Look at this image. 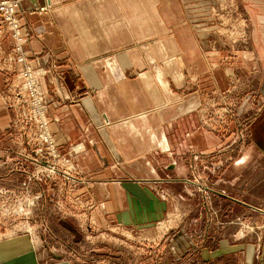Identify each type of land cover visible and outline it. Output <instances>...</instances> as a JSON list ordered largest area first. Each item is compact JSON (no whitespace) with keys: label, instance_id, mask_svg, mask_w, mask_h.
Returning <instances> with one entry per match:
<instances>
[{"label":"rangeland","instance_id":"obj_1","mask_svg":"<svg viewBox=\"0 0 264 264\" xmlns=\"http://www.w3.org/2000/svg\"><path fill=\"white\" fill-rule=\"evenodd\" d=\"M179 1L203 58L188 74L189 89L201 91L196 124L226 144L193 152L187 187L124 186L138 208L136 224L124 222L122 211L107 227L97 221L98 204L81 195L79 181L88 177L77 158L84 145L64 152L51 132L48 93L57 91L45 78L51 70L59 84L62 73L32 65L22 5V42L0 14L13 39L10 58L20 67L4 97L9 122L0 138V264H161L151 255H160L168 248L163 238L166 244L180 230L197 246L187 264H264V152L252 139L264 115V13L254 11V0ZM22 69L40 71L38 94L27 89ZM78 146L84 150L77 152ZM168 201L178 211L169 212Z\"/></svg>","mask_w":264,"mask_h":264},{"label":"crops","instance_id":"obj_2","mask_svg":"<svg viewBox=\"0 0 264 264\" xmlns=\"http://www.w3.org/2000/svg\"><path fill=\"white\" fill-rule=\"evenodd\" d=\"M254 2L263 14L264 0ZM20 17L32 65L62 73L59 84L51 70L46 73L57 91L48 93L50 128L64 152L84 145L77 161L88 178L79 186L84 201L98 204L100 226L117 223L122 211L124 222L136 224L138 208L124 186L154 192L187 187L193 152L226 144L196 124L201 91L189 89L188 74L203 58L179 0H25ZM12 49L11 33L0 22V138L9 122L4 97L20 68ZM261 55L264 61V50ZM218 76L212 80L220 87ZM262 119L252 139L264 152ZM167 203L169 212L178 211ZM177 234L161 241L167 254L151 256L161 264L190 263L195 241L185 231Z\"/></svg>","mask_w":264,"mask_h":264},{"label":"built area","instance_id":"obj_3","mask_svg":"<svg viewBox=\"0 0 264 264\" xmlns=\"http://www.w3.org/2000/svg\"><path fill=\"white\" fill-rule=\"evenodd\" d=\"M23 0H12L10 2H0V14H5L6 18L9 20V30L13 32L14 37L22 42V38L20 37L21 26L17 19V13L19 10V6L22 5ZM20 62L23 63L24 59H20ZM20 63V64H21ZM33 69L24 73L23 69L21 70L20 77H27V89L31 91L34 90V94L39 93V77L40 71L32 72Z\"/></svg>","mask_w":264,"mask_h":264},{"label":"bare ground","instance_id":"obj_4","mask_svg":"<svg viewBox=\"0 0 264 264\" xmlns=\"http://www.w3.org/2000/svg\"><path fill=\"white\" fill-rule=\"evenodd\" d=\"M36 112H37V111H36ZM82 148H83L82 146H78L77 149H76V151H77V152H80V151H82ZM47 167H48V166H47ZM48 170H49V167H48Z\"/></svg>","mask_w":264,"mask_h":264}]
</instances>
